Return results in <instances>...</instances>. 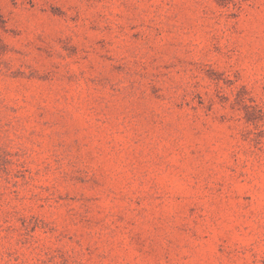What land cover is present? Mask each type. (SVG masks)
Segmentation results:
<instances>
[{
	"label": "rangeland",
	"instance_id": "1",
	"mask_svg": "<svg viewBox=\"0 0 264 264\" xmlns=\"http://www.w3.org/2000/svg\"><path fill=\"white\" fill-rule=\"evenodd\" d=\"M0 264H264V0H0Z\"/></svg>",
	"mask_w": 264,
	"mask_h": 264
}]
</instances>
